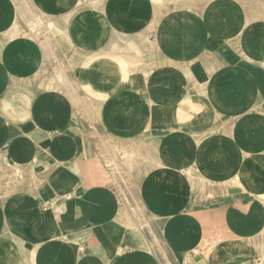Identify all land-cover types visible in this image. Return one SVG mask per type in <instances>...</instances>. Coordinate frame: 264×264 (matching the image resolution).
Returning <instances> with one entry per match:
<instances>
[{"label":"crops","instance_id":"obj_1","mask_svg":"<svg viewBox=\"0 0 264 264\" xmlns=\"http://www.w3.org/2000/svg\"><path fill=\"white\" fill-rule=\"evenodd\" d=\"M80 1L55 0V12L80 33L95 22L98 44L118 13L147 10V1L112 0L107 18L98 0ZM15 2L0 0V264H258L264 0L161 1L171 5L153 34L162 64L144 100L115 94L97 122L90 104L75 122L73 97L44 94L42 61L27 55L38 48L26 42ZM57 19L48 30L61 38L68 34ZM85 76L88 90L105 97L91 90L100 73ZM139 154L147 229L122 204V175L106 168L108 159Z\"/></svg>","mask_w":264,"mask_h":264},{"label":"rangeland","instance_id":"obj_2","mask_svg":"<svg viewBox=\"0 0 264 264\" xmlns=\"http://www.w3.org/2000/svg\"><path fill=\"white\" fill-rule=\"evenodd\" d=\"M15 1L11 5L22 13L20 20L22 34L29 37L26 38L27 43H32L38 48L37 51H28L27 55L29 59L42 61L40 72L42 90L44 94L59 92L73 97L75 122L82 120L84 103L90 104V107L87 106L88 113H90L92 122H97L100 106L113 98L115 94L134 93L135 96L138 95L140 101L144 100L142 97L145 96L148 88V78L162 64L154 47L153 34L159 17L171 6L169 3L161 2L163 0H143L147 1L146 12L122 11L118 13L116 17L120 22L114 24L110 21L111 30L108 39L98 44L97 24L93 21H85L83 32L80 33L82 27H75L73 23H70V18L67 21H64V18L61 20L59 13H56L54 9L55 0ZM98 1L101 2L98 9L107 18H111L109 5L112 0ZM39 2L43 4V7L39 6ZM82 4V1L75 0L73 7H79ZM123 4L130 5L131 3ZM88 7V4L82 6L84 9ZM30 10L34 13L30 14ZM56 18H59L57 19L60 22L59 25H62L68 35L60 38L56 32L48 30L46 22ZM37 22L41 25H34ZM81 40L88 42L90 46L81 47ZM130 45L136 46L139 52L132 51ZM121 61L126 63L128 69L126 77L121 74ZM102 64L107 65L103 71L97 67ZM89 68L92 73H100L97 80L91 78V90L104 92L105 97L88 90L84 70H89ZM60 75L62 77L58 78ZM84 94L87 98H84ZM118 152L119 159H122L123 149H119ZM107 161V171L122 175V180L117 182V186L121 193L120 199L123 206L138 221L139 225L147 229L148 216L142 196L139 195L143 168L146 166L145 157L139 154L133 157L131 162H126L125 159L122 161L108 159ZM137 168L139 169L136 172ZM261 257L263 258L258 264H264V252Z\"/></svg>","mask_w":264,"mask_h":264},{"label":"bare ground","instance_id":"obj_3","mask_svg":"<svg viewBox=\"0 0 264 264\" xmlns=\"http://www.w3.org/2000/svg\"><path fill=\"white\" fill-rule=\"evenodd\" d=\"M89 2V1H88ZM33 7V6H32ZM95 7V6H94ZM36 8V7H35ZM39 16V15H38ZM44 22V21H43ZM43 22H42V24H43ZM37 24V26H39L40 24H38V22L37 23H35L34 25H36ZM47 24H48V27L49 28H52V27H55V26H57V25H54L55 23H53L52 21H47ZM33 28H35L34 26H33ZM54 29V28H53ZM56 30V29H55ZM61 30V29H60ZM57 31H58V29H57ZM56 31V32H57ZM61 33V32H60ZM61 34H64V33H61ZM65 36V35H64ZM60 148V147H59ZM128 155V154H127ZM196 244V243H195ZM197 249V248H196ZM198 251V250H197ZM117 253V252H116Z\"/></svg>","mask_w":264,"mask_h":264}]
</instances>
